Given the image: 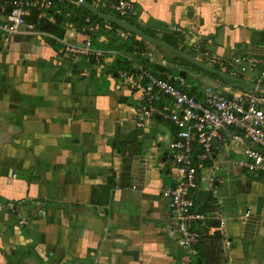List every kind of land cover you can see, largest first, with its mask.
Segmentation results:
<instances>
[{
    "label": "crops",
    "instance_id": "0c3cea01",
    "mask_svg": "<svg viewBox=\"0 0 264 264\" xmlns=\"http://www.w3.org/2000/svg\"><path fill=\"white\" fill-rule=\"evenodd\" d=\"M38 1L29 0L28 15L41 10L39 17L54 23ZM128 1L135 9L130 19L89 2L153 38H175L178 46L165 42L196 59L198 43L227 63L235 56H264V0ZM5 13L1 8L0 20ZM104 20L94 24L113 23ZM121 28L115 45L105 34H88L67 21L55 33L24 25L7 40L0 36V264L207 263L199 259L207 248L201 238L180 244L162 194L175 183L169 144L178 129L158 113L137 126L140 93L123 82L118 73L125 69L114 64L121 58L132 72L144 64L164 77L182 76L199 97L208 85L227 96L229 86H248L225 82L200 65L204 73L190 81L184 68L171 64L185 57ZM88 36L103 56L63 55L62 41L83 44ZM116 47L124 52L110 57ZM201 62L247 80L232 67ZM168 102L159 98L155 106L161 110ZM223 135L225 141L213 142L190 194L196 209L219 211L226 221L220 237L228 264H264V174L240 167L245 145L232 141L229 131ZM194 150H200L196 140ZM208 221L218 227L217 220ZM206 226L189 223L203 233Z\"/></svg>",
    "mask_w": 264,
    "mask_h": 264
},
{
    "label": "built area",
    "instance_id": "2783aa9c",
    "mask_svg": "<svg viewBox=\"0 0 264 264\" xmlns=\"http://www.w3.org/2000/svg\"><path fill=\"white\" fill-rule=\"evenodd\" d=\"M58 1L80 4V0ZM95 2L97 5L110 8L122 17L135 15V9L128 0H95ZM28 4L29 0H10V11L2 6L6 13L0 20V36L2 35L5 40L11 34L20 31L24 25L33 27L26 22V16L29 14ZM35 5L39 9H48L52 7L53 0H39ZM68 24L73 25V23ZM101 26L96 23L90 28L91 30L99 29ZM104 28L109 31L112 25L107 23ZM122 35L125 36L124 33ZM62 43L63 55L74 59L84 54L100 57L105 53L102 49L93 48L90 36L83 44L68 41H62ZM195 47L200 61H208L211 65L218 64L224 68L232 67L233 73L244 74L247 80L264 88V56H235L227 63L210 51H203L200 43ZM136 48L137 45L134 46V49ZM109 52L111 57L113 54L124 51L116 47ZM148 55L151 56V53L149 52ZM118 75L125 84L140 93V102L135 116L138 127L145 126L147 121L158 113L172 121L178 129L175 139L169 144V149L173 152L172 165L176 171L175 183L165 188L162 194L168 199L170 211L176 218L175 228L180 244L188 246L199 242L203 229L199 231L190 228L191 222H199L206 226L208 220H217L218 227L210 228L211 232L217 229L223 230L226 221L220 212L213 211L209 214L196 209L195 200L190 193L198 186L199 172L204 166V160L212 156L213 142L225 141L224 131L231 132L232 141L245 145L242 150L243 157L238 161V165L248 172L264 174V89L248 87L245 90H235L229 86L226 88V91L232 94L229 98L227 94L208 85L204 88L203 97H199L187 90L184 77H164L144 64L139 71L122 70ZM232 90L235 91L232 92ZM163 97L169 102L158 110L155 102ZM194 140L200 148L198 152L194 150ZM210 190L215 196L218 194L212 183ZM8 206L13 208V203Z\"/></svg>",
    "mask_w": 264,
    "mask_h": 264
},
{
    "label": "trees",
    "instance_id": "16d2710c",
    "mask_svg": "<svg viewBox=\"0 0 264 264\" xmlns=\"http://www.w3.org/2000/svg\"><path fill=\"white\" fill-rule=\"evenodd\" d=\"M3 1L4 0H0V10L2 6L6 7V5H2ZM88 1H92V0H88ZM56 10H60V11L56 12ZM40 11L33 8L30 15L26 17V22L33 24L40 29L46 30L51 33H55L60 28V25L62 23H66L67 21L68 23H73V25L76 26L79 30H83L88 34H91V35H94L95 33L98 35L105 34L108 37L111 45H115L121 42L120 41L121 39H119L120 37L117 35V31L122 28L115 23H111L112 29L110 31L104 29L103 27L97 30H94V29L91 30L90 26H92L95 23V21H98V22L100 21L101 23H103L105 20L99 17L98 15L92 13L91 11H89L87 8H85L81 4L75 5V4H69L68 2H59L58 0H53L52 7L46 9L45 11H46L47 16L53 15L55 17L56 21L54 23L49 21L47 18L39 17V13H41ZM103 12L107 13L106 10H103ZM132 17L133 16L125 17V18L130 19ZM130 35H134L135 37V34L133 33H130ZM129 37H127L126 40H122V42L125 43V46L128 43ZM162 38L165 41L173 44L174 46H178V42L175 38H172V37L170 38L167 35H164ZM137 43L138 42L132 44V47L134 45H138ZM118 67L128 70V71L130 70V65L126 63L125 59L122 60L121 58H119L115 62L114 68L117 69ZM212 75L224 80L225 82H230L220 77L217 74H212ZM187 90L191 94L198 96V94L196 93V88H190ZM202 241L207 245V248L205 249L204 254H203L204 256L202 255L199 256V259L203 260V263L204 261L205 263L207 261L206 264H228L224 256V249L221 243L222 237L216 236V235H210V234L205 235L204 233H202L201 242Z\"/></svg>",
    "mask_w": 264,
    "mask_h": 264
},
{
    "label": "water",
    "instance_id": "95a60500",
    "mask_svg": "<svg viewBox=\"0 0 264 264\" xmlns=\"http://www.w3.org/2000/svg\"><path fill=\"white\" fill-rule=\"evenodd\" d=\"M80 3H81V5H83L85 8H87L92 13H95L96 15H98V16L104 18V19H107V20L119 25V26L125 28L126 30H128L130 32H134V33L140 34L141 36H143L144 38H146V39H148L150 41L163 44V45L173 49L179 55L189 59L190 61H192V62H194V63H196V64H198L200 66H202L203 68L207 69L210 73L218 74V75L222 76L223 78H226L228 80L233 81L236 86L239 85V84H243V85L248 86L250 88H257L259 90L264 89L262 86H257L255 83H253L251 81H247V80H245V79H243L241 77H238L236 75L229 74V73H226L224 71L218 70L215 67L206 65L204 62H201L198 59H196L193 55H190L189 53H187L185 51H182L179 48H175L174 46H172L171 44H169V43H167L165 41H162V40H159V39H156V38H153V37L147 35L142 30H140V29L136 28L135 26L131 25L126 20H122V19L117 18L115 16H111V15H107L105 13H102L94 5H92L88 0H80ZM7 10L10 11L11 10V6H8ZM228 97L231 98L232 95H228ZM247 106H248V104L246 105V107ZM5 168H7V167H1L3 172L6 171ZM8 172H9V169H8ZM17 172H18V174H20L19 176H21V174H23L24 171H17ZM13 173H15L14 170L11 172V175ZM4 174H6V173H4ZM211 226H212V222L208 221L207 226L204 228V234L205 235H209L210 234V235L221 236V231L219 229L214 231L213 233H209V229H210Z\"/></svg>",
    "mask_w": 264,
    "mask_h": 264
},
{
    "label": "rangeland",
    "instance_id": "374dc122",
    "mask_svg": "<svg viewBox=\"0 0 264 264\" xmlns=\"http://www.w3.org/2000/svg\"><path fill=\"white\" fill-rule=\"evenodd\" d=\"M172 53V52H171ZM173 55V54H172ZM169 58V56H167ZM171 59V58H170ZM178 63L177 62H172V66H177L179 68H184L189 75V80L193 81L195 80L196 76L198 75V71L204 73L205 69L201 68L199 65L185 59L178 57ZM207 171V170H205Z\"/></svg>",
    "mask_w": 264,
    "mask_h": 264
}]
</instances>
